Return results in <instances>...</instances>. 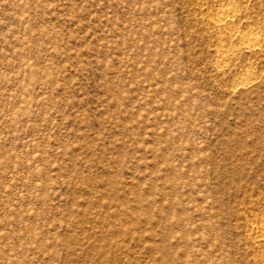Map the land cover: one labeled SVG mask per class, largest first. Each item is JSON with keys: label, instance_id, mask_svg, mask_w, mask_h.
Returning a JSON list of instances; mask_svg holds the SVG:
<instances>
[{"label": "rangeland", "instance_id": "rangeland-1", "mask_svg": "<svg viewBox=\"0 0 264 264\" xmlns=\"http://www.w3.org/2000/svg\"><path fill=\"white\" fill-rule=\"evenodd\" d=\"M263 228L264 0H0V264H264Z\"/></svg>", "mask_w": 264, "mask_h": 264}, {"label": "bare ground", "instance_id": "bare-ground-1", "mask_svg": "<svg viewBox=\"0 0 264 264\" xmlns=\"http://www.w3.org/2000/svg\"><path fill=\"white\" fill-rule=\"evenodd\" d=\"M224 10L223 11L226 12V13H231V12H233L235 10V8H233V7H226V8H224ZM217 25H218L219 28H223L224 27V22H220V23L218 22Z\"/></svg>", "mask_w": 264, "mask_h": 264}]
</instances>
